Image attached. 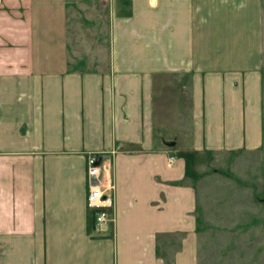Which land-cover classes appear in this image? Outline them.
Wrapping results in <instances>:
<instances>
[{
	"label": "crops",
	"instance_id": "crops-1",
	"mask_svg": "<svg viewBox=\"0 0 264 264\" xmlns=\"http://www.w3.org/2000/svg\"><path fill=\"white\" fill-rule=\"evenodd\" d=\"M69 1L0 0V264H198L204 213L211 264H228L250 233L235 158L263 143L264 0H110L94 72L69 61ZM89 155L115 187L97 234Z\"/></svg>",
	"mask_w": 264,
	"mask_h": 264
},
{
	"label": "rangeland",
	"instance_id": "rangeland-1",
	"mask_svg": "<svg viewBox=\"0 0 264 264\" xmlns=\"http://www.w3.org/2000/svg\"><path fill=\"white\" fill-rule=\"evenodd\" d=\"M114 4L115 1L110 2V0L101 3L97 0L69 1L67 7L68 57L72 67L76 70L84 72L105 71L109 58L110 15L115 8ZM116 4L118 13L121 12V9L124 12L128 8L123 3L122 5L120 3ZM262 45L264 59V27L262 29ZM261 88L262 149L260 152L247 157L235 158L237 161L234 168L236 177L239 176L240 178L234 182L236 188L235 198L237 199L235 204L242 205L245 201L244 204L245 207H248V210L244 216L249 220L247 226H250V233L246 238H240L238 244L231 242L229 247L232 257L228 264H243L244 262L248 264V259L249 263L253 261V264H264V67L262 68ZM213 160L214 158L210 155L197 157L196 162L199 163V168L195 173L199 176L198 178L214 171ZM245 172L247 173L245 174ZM244 174L247 177H244ZM190 175L192 176V173ZM210 184V180H204L201 189H209ZM113 190H115V187ZM208 192V197L203 198L204 204H209L210 191L208 190ZM203 196H205L204 192ZM234 213L232 216L236 215ZM241 217L240 214L235 216V218ZM197 220L198 225L202 227L204 232L202 243L199 245L198 264H211L213 246L210 238V214H198ZM238 258H241L240 261H238Z\"/></svg>",
	"mask_w": 264,
	"mask_h": 264
},
{
	"label": "built area",
	"instance_id": "built-area-1",
	"mask_svg": "<svg viewBox=\"0 0 264 264\" xmlns=\"http://www.w3.org/2000/svg\"><path fill=\"white\" fill-rule=\"evenodd\" d=\"M170 164L174 158L169 157ZM110 163L95 155L86 159V206L92 213L93 230L97 233L106 232L115 224L114 197L111 194L114 187L110 180Z\"/></svg>",
	"mask_w": 264,
	"mask_h": 264
}]
</instances>
